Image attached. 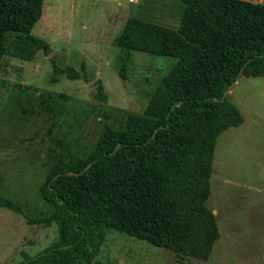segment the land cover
Instances as JSON below:
<instances>
[{"label":"trees","instance_id":"1","mask_svg":"<svg viewBox=\"0 0 264 264\" xmlns=\"http://www.w3.org/2000/svg\"><path fill=\"white\" fill-rule=\"evenodd\" d=\"M179 1L177 28L128 18L114 38L122 81L127 80L131 51L177 62L142 112L128 113L123 127L104 123L89 151L54 141L60 151L50 157L39 187L52 212L29 218L21 205L0 195V208L23 215L29 225L56 226L57 236L49 247L34 257L22 252L17 264H94L108 230L179 256L209 259L219 238L215 215L206 206L215 145L222 132L243 123L238 108L222 98L241 71L243 77L264 78V4ZM42 4L43 0H0V63L12 35L23 59L48 51V45L32 34ZM54 70L88 81L84 73L69 67ZM96 85L94 97L106 105L103 85Z\"/></svg>","mask_w":264,"mask_h":264},{"label":"rangeland","instance_id":"2","mask_svg":"<svg viewBox=\"0 0 264 264\" xmlns=\"http://www.w3.org/2000/svg\"><path fill=\"white\" fill-rule=\"evenodd\" d=\"M181 6L179 0H43L32 34L48 51L23 59L16 36L8 39L0 63V195L21 205L23 215L39 218L53 210L39 187L50 157L60 151L55 140L89 151L104 123L123 127L128 113H141L176 64L172 57L131 51L122 81L113 40L126 20L175 29ZM54 66L84 73L88 81L59 75ZM97 81L106 105L94 97ZM227 100L243 123L216 141L206 206L215 215L219 238L209 259L179 256L108 230L94 264H264V78L239 77ZM23 215L0 208V264L19 263L22 252L34 257L56 239L54 224L29 225Z\"/></svg>","mask_w":264,"mask_h":264},{"label":"water","instance_id":"3","mask_svg":"<svg viewBox=\"0 0 264 264\" xmlns=\"http://www.w3.org/2000/svg\"><path fill=\"white\" fill-rule=\"evenodd\" d=\"M242 74V71L239 73L238 77L236 78V80L231 84V86L226 90V92L224 93L223 95V98L222 99H225L227 97V95L231 92V89L233 88V86L236 84L237 80L239 79V77L241 76ZM119 146L116 147V149L118 148ZM91 166V163L83 170L85 171L86 169H88L89 167ZM82 171V172H83ZM80 172V173H82ZM80 173H75V172H68L67 175H78Z\"/></svg>","mask_w":264,"mask_h":264}]
</instances>
